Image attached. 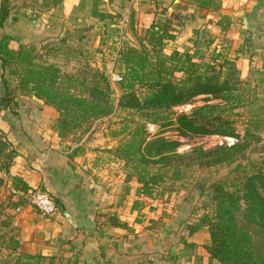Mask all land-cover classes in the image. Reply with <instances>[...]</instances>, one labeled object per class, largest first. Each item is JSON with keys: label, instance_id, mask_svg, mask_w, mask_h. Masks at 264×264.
<instances>
[{"label": "trees", "instance_id": "obj_1", "mask_svg": "<svg viewBox=\"0 0 264 264\" xmlns=\"http://www.w3.org/2000/svg\"><path fill=\"white\" fill-rule=\"evenodd\" d=\"M46 1L55 4L58 0ZM188 1L199 8H218L216 0ZM7 18L12 21L26 18V14L11 12L8 0H0V25ZM220 18L225 19V16L220 15ZM196 31L193 28L192 33ZM171 37L170 28L158 21L149 25L147 41L140 47L128 45L121 48L122 73L116 81L119 94L115 105L138 111L139 118L126 131L127 137L108 151L123 160L126 188L132 187L137 196L133 198L132 208L140 207L142 198L139 194L150 196L152 187L166 174L161 168L167 170L164 166L169 165L170 160L173 162L168 170L171 174L176 172V177L182 175L180 165L185 167L196 163L215 166L216 170L225 169L220 175L209 178L205 185L213 201L212 212L203 213L198 221L184 226L189 233L201 224L206 225L208 264L212 258L219 264H264V145L258 142L249 144L247 137L252 133L244 126L239 135L231 116L233 112L236 114L233 109L246 100L234 58L216 48H212L207 56L201 50H197L198 54L190 51L189 46L182 50L174 47L169 52L162 51V42ZM11 38L9 33L0 36V66L9 65V73L17 75L19 88L28 93L23 97L11 94L0 72V117L7 121L19 120L22 133L16 131L14 134L24 150L28 151V141L22 140L21 136L30 140L31 133L21 126L22 118L31 122L43 120L42 105L53 109L54 116L49 121L58 136L73 133L87 120L112 109L110 83L102 70L93 69L89 76L79 78L75 73L61 71L54 62H36L32 45L20 42L13 48L8 44ZM199 94L203 95L205 102L191 111H180L173 117L171 112L163 113ZM210 99L217 101L208 102ZM27 104L35 106L34 111L27 112L25 108L21 118L17 107ZM146 121L157 125L150 137L144 129ZM127 126L123 124L120 129L109 132L115 135L125 131ZM168 129L181 136L218 134L233 136L236 141L206 148L194 146L178 153L175 148L179 141L164 135ZM9 142L5 136L0 140V171L3 172H8V160L16 153L13 146L4 153L5 144ZM2 155L4 159H1ZM152 165L155 167L149 168ZM9 176L13 195L19 191L22 197L24 192L31 190L20 176ZM195 187L202 190L200 183ZM53 200L57 204L56 199ZM19 203L20 200H8L2 206L7 210L8 218L0 219V225H8ZM9 241L7 254H11V264L50 263V257L46 258L40 252L18 249L21 243L14 235H10Z\"/></svg>", "mask_w": 264, "mask_h": 264}, {"label": "crops", "instance_id": "obj_2", "mask_svg": "<svg viewBox=\"0 0 264 264\" xmlns=\"http://www.w3.org/2000/svg\"><path fill=\"white\" fill-rule=\"evenodd\" d=\"M86 1L58 0L53 4L36 0L33 6L9 5L14 13L25 10L26 18L5 19L0 36L9 33L13 38L8 44L13 48L20 42L52 39L53 34L64 30L73 10ZM106 1L113 5L126 0ZM157 1L167 7L173 27V37L166 45L181 48L193 28L208 22L211 30L225 37L216 43V49L232 56L238 77L251 81L253 90L264 95V0H216V10L199 8L188 0ZM222 24L224 28H220ZM25 108L30 112L35 106L18 105L21 118ZM40 110L46 116L43 120L21 121L31 133L30 140L21 136L28 141V151L14 134L22 133L19 120L0 117V130L16 150L10 175L20 176L29 187L43 189L57 201V210L52 214L17 204L12 221L18 230L14 237L21 243L18 249L40 252L50 257L49 264H208L207 229L203 235H198L199 228L187 235H173L181 221L182 204L147 200L139 194L141 205L132 208L137 196L132 187L126 188L124 169L116 165L117 158L104 149L111 144L105 142L110 137L107 132L97 134L89 127L79 135L73 132L58 136L49 121L53 109L42 105ZM86 215L92 225L77 227L75 220ZM209 264L219 262L212 258Z\"/></svg>", "mask_w": 264, "mask_h": 264}, {"label": "rangeland", "instance_id": "obj_3", "mask_svg": "<svg viewBox=\"0 0 264 264\" xmlns=\"http://www.w3.org/2000/svg\"><path fill=\"white\" fill-rule=\"evenodd\" d=\"M35 3H37L36 0H8V5L33 6ZM93 8L95 9V14L92 13ZM167 12V7L162 3H158L157 0H126L121 3L116 2L113 5L106 0H87L84 5L73 10L68 16L64 24V30L60 34H53V37L51 36L52 39H47L44 42L42 40L34 41L35 43L29 42V45L34 47L33 55L36 62H54L60 67L61 71L75 73L79 78L86 74L88 75L93 69L102 70L107 76L111 87L109 99L112 109L104 115L84 122L81 127L74 131L78 135L89 127H93L97 134L102 131L107 132L110 137L105 142L111 143L108 148H104L107 150L117 145L121 139L127 137L126 131L133 125V121L139 118V114L138 111L123 109L115 105L119 94L116 81L122 73L119 52L125 46L140 47L141 44L145 43L150 24H157L160 21L163 26L171 30L173 27L170 25L171 19L167 17ZM172 13L170 12L168 16H171ZM192 30L179 50H182L184 46H189L190 51L198 54L199 51L197 50H201L207 56L212 48H216V43H219L220 39L225 40V37L221 36L219 32L211 30L208 22L196 27V33L193 34ZM171 38H166L162 42L160 47L162 51L169 52L171 48H174L166 45ZM9 70V65L0 66V72L5 78L11 94L18 97L27 95V91L19 88L17 75L9 73ZM240 85L246 100L233 109L236 114L233 112L234 114L231 116L235 120L236 130L241 135L243 132L242 127L245 126L252 133L247 137L249 144L263 143L264 95H258L253 90L251 81L241 80ZM214 101H217V99L208 100V102ZM203 102H205L203 95L199 94L185 103L172 106L169 110L163 111V113L171 112L170 115L173 117L175 113L180 111L189 112ZM123 124L128 125L125 131L115 135L110 134V130L120 129ZM156 127V123L145 122L144 129L147 131L148 137L153 134ZM94 130L90 132L92 133ZM164 135L179 141L175 148L178 153L189 151L194 146L206 148L214 144L230 143V138L218 134L181 136L176 134L173 129H168L164 131ZM2 136L4 137L5 133L0 130V140H3ZM10 147L11 143H6L4 153ZM13 156L8 160V171L10 165H12ZM1 159H4V155L1 156ZM115 161L118 168H123L122 159L117 158ZM170 161L169 165L164 166L167 167V170L161 168L166 174L160 182L152 187V193L145 199L156 198L159 202L174 200L173 203L177 201V203L182 204L183 209L180 211L182 215L181 221L177 222L179 226L173 235L177 233L179 235H187V228L184 224L196 222L203 213L212 212L213 201L210 199L205 185L209 178L220 175L225 169L216 170L215 166H203L196 163L185 167L180 165L182 175L176 177V172L171 174V170H168L172 167L173 160ZM154 167V165L149 166L151 169ZM0 175L2 176V181L0 182V219L8 218L7 210L2 208L8 200H20L22 204L35 208L25 196L20 197L18 193L14 195L11 193L10 187L12 188V185L9 172L0 171ZM196 183L201 184L202 190L196 189ZM30 188L33 189L31 186ZM14 210L16 211L17 209ZM160 213L163 214L162 212ZM205 226L201 224L198 227V230H200L198 235H203L206 229ZM17 231V226L12 221V216L8 225H0V264H11V254H7L10 247L9 237L10 235H17Z\"/></svg>", "mask_w": 264, "mask_h": 264}, {"label": "built area", "instance_id": "obj_4", "mask_svg": "<svg viewBox=\"0 0 264 264\" xmlns=\"http://www.w3.org/2000/svg\"><path fill=\"white\" fill-rule=\"evenodd\" d=\"M225 136V135H224ZM230 138V143L235 142L236 138L231 136H225ZM229 142L226 144H230ZM35 206V208L43 214H52L56 212L57 205L52 197L45 190L40 188H34L24 192V195Z\"/></svg>", "mask_w": 264, "mask_h": 264}, {"label": "water", "instance_id": "obj_5", "mask_svg": "<svg viewBox=\"0 0 264 264\" xmlns=\"http://www.w3.org/2000/svg\"><path fill=\"white\" fill-rule=\"evenodd\" d=\"M262 145H264V141L263 143H261ZM74 224L77 226V227H80V228H87L89 226L92 225V221L91 219L89 218V216H84V217H81L77 220H75Z\"/></svg>", "mask_w": 264, "mask_h": 264}]
</instances>
